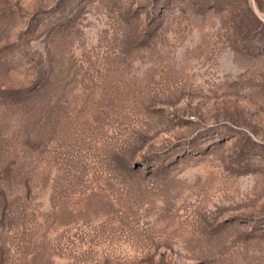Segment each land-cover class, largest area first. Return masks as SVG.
<instances>
[{
  "label": "rangeland",
  "instance_id": "374dc122",
  "mask_svg": "<svg viewBox=\"0 0 264 264\" xmlns=\"http://www.w3.org/2000/svg\"><path fill=\"white\" fill-rule=\"evenodd\" d=\"M0 264H264V0H0Z\"/></svg>",
  "mask_w": 264,
  "mask_h": 264
}]
</instances>
